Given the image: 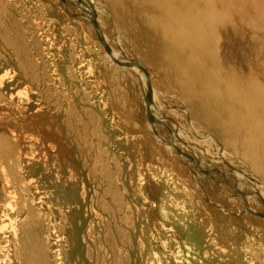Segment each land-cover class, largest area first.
Segmentation results:
<instances>
[{
  "label": "rangeland",
  "instance_id": "obj_1",
  "mask_svg": "<svg viewBox=\"0 0 264 264\" xmlns=\"http://www.w3.org/2000/svg\"><path fill=\"white\" fill-rule=\"evenodd\" d=\"M218 2L217 58L264 75V0ZM68 9L0 0V264H264L260 219L213 183L205 199L157 148L89 20Z\"/></svg>",
  "mask_w": 264,
  "mask_h": 264
},
{
  "label": "bare ground",
  "instance_id": "obj_2",
  "mask_svg": "<svg viewBox=\"0 0 264 264\" xmlns=\"http://www.w3.org/2000/svg\"><path fill=\"white\" fill-rule=\"evenodd\" d=\"M102 1L62 5L89 20L104 45L103 64L116 63L110 71L129 87L157 148L181 160L205 199L204 186L213 183L264 225V75L257 62L241 71L237 56L217 58L215 27L226 16L218 0ZM123 44L133 59L122 56Z\"/></svg>",
  "mask_w": 264,
  "mask_h": 264
}]
</instances>
